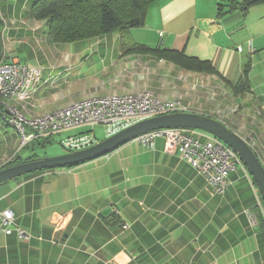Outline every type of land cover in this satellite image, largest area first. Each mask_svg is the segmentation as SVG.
I'll list each match as a JSON object with an SVG mask.
<instances>
[{"label": "crops", "instance_id": "0c3cea01", "mask_svg": "<svg viewBox=\"0 0 264 264\" xmlns=\"http://www.w3.org/2000/svg\"><path fill=\"white\" fill-rule=\"evenodd\" d=\"M36 1L0 0L1 61L41 72L25 98L4 104L32 119L90 97L146 91L220 121L264 167V5L242 12L231 5L243 0L151 4L129 39L181 53L193 63L186 68L151 52L123 54L118 32L51 43L46 21L29 16ZM96 127L59 133L63 153L69 138L89 141L77 150L102 141ZM0 130L11 150L19 138L10 126ZM117 131L104 126V139ZM3 209L30 238L0 235V264H264V204L247 169L231 172L218 195L162 138L10 180L0 185Z\"/></svg>", "mask_w": 264, "mask_h": 264}, {"label": "built area", "instance_id": "2783aa9c", "mask_svg": "<svg viewBox=\"0 0 264 264\" xmlns=\"http://www.w3.org/2000/svg\"><path fill=\"white\" fill-rule=\"evenodd\" d=\"M40 75L39 69H30L14 61H1L0 99L18 101L25 98ZM0 102L10 127L19 138L18 152L32 141H50L56 134L80 127L103 125L121 130L143 119L187 110L178 101L163 103L146 91L105 98L90 97L32 119H26L14 107L7 106L2 100ZM157 138L165 141L166 150L177 152L182 160L187 161L218 195L227 190L229 174L244 166L231 148L214 136L198 130L161 129L138 136L135 140L147 147ZM88 143L85 139L69 138L63 147L70 152ZM122 228L128 226L123 225ZM0 235H15L20 241L30 238L15 223L14 214L9 209L0 210Z\"/></svg>", "mask_w": 264, "mask_h": 264}, {"label": "trees", "instance_id": "16d2710c", "mask_svg": "<svg viewBox=\"0 0 264 264\" xmlns=\"http://www.w3.org/2000/svg\"><path fill=\"white\" fill-rule=\"evenodd\" d=\"M156 1L158 0H37L29 10V16L35 20L46 21L47 36L51 43H70L118 32L123 39L121 45L123 54L151 52L180 66L190 68L193 65L192 61L181 53L159 49L153 50L135 44L129 39V30L141 27L144 24L147 9ZM259 5H264V0H243L237 7L233 5L231 7L246 12L249 8ZM220 8L221 6L218 10H221ZM1 24L0 21V27ZM1 58L2 43L0 36V62ZM195 65L198 69L204 67L199 62H196ZM246 74L245 71L243 79H240L235 89H244ZM7 120L4 106L0 102V128L10 126ZM4 134L0 130V150L4 143ZM49 142L42 141L39 145L44 147ZM29 159L32 158H26V160ZM21 161L24 160H15L9 165Z\"/></svg>", "mask_w": 264, "mask_h": 264}, {"label": "water", "instance_id": "95a60500", "mask_svg": "<svg viewBox=\"0 0 264 264\" xmlns=\"http://www.w3.org/2000/svg\"><path fill=\"white\" fill-rule=\"evenodd\" d=\"M161 129L198 130L219 139L238 155L252 177L264 204V167L255 152L242 137L220 121L192 112L169 113L143 119L87 148L54 157L32 158L9 165L0 169V185L37 171L73 167L94 160L111 153L138 136Z\"/></svg>", "mask_w": 264, "mask_h": 264}, {"label": "rangeland", "instance_id": "374dc122", "mask_svg": "<svg viewBox=\"0 0 264 264\" xmlns=\"http://www.w3.org/2000/svg\"><path fill=\"white\" fill-rule=\"evenodd\" d=\"M96 139L102 140L105 138L106 133L104 132L103 125H97L96 129L93 130ZM62 134H56L52 137L49 143H46L44 147L39 145L43 140L32 141L27 144L24 148H21L19 152L17 151L18 144L15 143L11 150L1 148L0 150V169L4 168L6 165L8 166L10 163L15 160H26V158H45V157H54L58 155H62L63 150L61 146H59L58 139ZM14 151V152H13Z\"/></svg>", "mask_w": 264, "mask_h": 264}]
</instances>
